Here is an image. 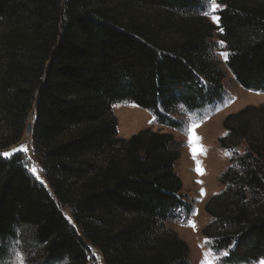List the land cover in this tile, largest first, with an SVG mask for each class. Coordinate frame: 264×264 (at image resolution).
I'll return each instance as SVG.
<instances>
[{
  "label": "trees",
  "instance_id": "16d2710c",
  "mask_svg": "<svg viewBox=\"0 0 264 264\" xmlns=\"http://www.w3.org/2000/svg\"><path fill=\"white\" fill-rule=\"evenodd\" d=\"M221 3L216 26L203 17L205 0H0V112L17 143L34 111L52 191L22 154L0 155V261L18 239L39 247L44 264H89L87 243L105 264H190L187 242L166 228L194 212L175 172L181 144L151 129L119 138L113 106L134 104L181 130L179 112L223 104L225 73L211 41L220 29L228 70L264 93V0ZM132 7L164 9L172 21L142 22ZM224 128L221 146L245 140L247 152L221 176L202 233L211 252L228 253L221 264H256L264 259V105L227 117ZM60 206L71 208L81 236Z\"/></svg>",
  "mask_w": 264,
  "mask_h": 264
},
{
  "label": "rangeland",
  "instance_id": "374dc122",
  "mask_svg": "<svg viewBox=\"0 0 264 264\" xmlns=\"http://www.w3.org/2000/svg\"><path fill=\"white\" fill-rule=\"evenodd\" d=\"M217 3L220 5V8L215 15L219 16L223 5L221 0H217ZM129 10L130 15L142 22L146 20L151 23H167L168 21H172L169 19L167 11L161 8L132 7ZM203 17L216 26L220 25V22L218 25L213 23L210 16L206 17L203 15ZM220 32L221 30H217L215 37L211 41L214 45V55L221 63V67L225 73L223 84L226 98L224 103L217 106L216 109L202 110L194 113L179 112L176 117L182 122L183 128L176 130L160 125L151 112L141 109L134 104L121 103L113 106L114 115L118 120L119 138L129 139L142 130L151 129L153 132L170 133L181 144V158L175 165V172L183 182L181 194L188 200V203L193 204L194 212L187 218L182 217V219L167 223L166 228L172 229L181 239L187 242L190 248V264H201L205 251H209V248H207L208 243H205L206 239L202 233L204 227L212 221V218L206 212V205L213 196L224 191L225 187L220 182L223 173L228 169H237L239 158L247 152L248 144L245 140H241L237 145L230 148L221 146L219 139L226 137L228 134L224 128V121L227 117L240 112L246 107L264 105V93L245 90L237 83L232 73L228 70L226 66L227 59L225 60L221 55V53L226 51L224 44H221V40L218 37ZM177 38L178 36H174L171 41H175L174 39L178 40ZM34 121L35 113L32 110L27 118L20 140L17 143H12L15 139L14 134H12L6 123L4 115L0 112V155L6 158L2 155L3 153H12L14 149H20L21 145H25L27 152L16 151L13 155L20 153L24 156L26 167L33 177L35 176L30 169L35 165L43 181L42 184L52 192L47 181V172L43 164L42 153L37 150L32 136ZM190 129L194 131L196 136L201 138L199 144L207 150L205 154L197 156V160H199L200 166L203 169V175L196 171V160L193 159L188 146ZM38 181L41 183L40 180ZM201 189H203V194H201ZM60 210L70 225L81 236L71 208L60 206ZM188 222L194 223L196 227L187 226ZM23 242L22 240L15 239L9 247L10 254L8 258L0 261V264H21V261H23V264H44L41 260L35 259L40 253V248L27 243L30 247L26 249ZM87 247L90 253L89 264H105L103 254L98 248L90 243H87ZM223 256V253L220 256L213 253L216 264H221L220 261ZM261 262H264V259L256 264H261ZM62 264H68V262Z\"/></svg>",
  "mask_w": 264,
  "mask_h": 264
},
{
  "label": "snow or ice",
  "instance_id": "6c2138e0",
  "mask_svg": "<svg viewBox=\"0 0 264 264\" xmlns=\"http://www.w3.org/2000/svg\"><path fill=\"white\" fill-rule=\"evenodd\" d=\"M205 4H206V8L203 11V15L210 16L211 20L213 21V23H216L217 25L219 24V16L215 15V13L219 10L220 5L217 3V0H205ZM221 31H223V29H220ZM223 42H221L222 44ZM221 55L224 57V59H227V52L221 53ZM195 127V126H193ZM200 137L196 136L194 131H192L191 129L189 130V136H188V146L189 149L192 153V157L194 160H196V171L203 175V169L200 166V162L199 160H197V156L198 155H203L206 153V149H204L200 144ZM16 151H22V152H27V147L25 145H21L20 149H14L12 153H8L5 152L2 155L5 156L6 158L10 157L11 155H13ZM32 174L36 177V179L40 180L41 183H43L41 177L38 174V169L37 167L34 165L31 169ZM201 194H203V189H201ZM187 226L189 227H193L195 228V224L192 222H188ZM205 243L207 244L208 241L206 240ZM227 252H224L223 255H227ZM21 264H23V261H21ZM201 264H216V259L213 258V253L209 250V251H205L203 259L201 261ZM261 264H264V262H261Z\"/></svg>",
  "mask_w": 264,
  "mask_h": 264
}]
</instances>
